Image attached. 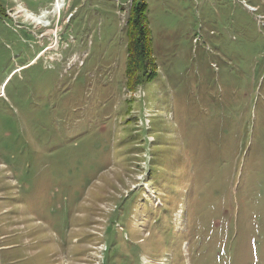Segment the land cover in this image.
<instances>
[{"label": "rangeland", "instance_id": "1", "mask_svg": "<svg viewBox=\"0 0 264 264\" xmlns=\"http://www.w3.org/2000/svg\"><path fill=\"white\" fill-rule=\"evenodd\" d=\"M51 1L0 0V264H264V0H143L130 74L133 0Z\"/></svg>", "mask_w": 264, "mask_h": 264}, {"label": "trees", "instance_id": "2", "mask_svg": "<svg viewBox=\"0 0 264 264\" xmlns=\"http://www.w3.org/2000/svg\"><path fill=\"white\" fill-rule=\"evenodd\" d=\"M134 6L131 7L129 12V16L125 25L127 26L126 35H127V65L126 72L130 74L134 63L131 61L130 55L132 53L137 52L136 49L139 48L141 50V35L143 39L148 40L150 32L145 30L147 26V16H146V4L143 0H133ZM132 4V5H133ZM139 38V39H138ZM147 46V45H146ZM125 72V74H126ZM128 74V75H129Z\"/></svg>", "mask_w": 264, "mask_h": 264}, {"label": "built area", "instance_id": "3", "mask_svg": "<svg viewBox=\"0 0 264 264\" xmlns=\"http://www.w3.org/2000/svg\"><path fill=\"white\" fill-rule=\"evenodd\" d=\"M57 1H61V5H60V7L59 8H57L56 7V3H57ZM50 8H51V10H48L49 8H47V7H42L40 10H39V12L38 13H34V14H40L43 10H46L47 11V13H46V15L48 14V13H50L49 11H51V12H53L54 14H55V16H56V23L58 24V21H59V19H60V13H61V10L64 8V6H65V0H52L50 3ZM72 16V13H70L69 14V17L68 18H70ZM44 26L46 25V26H49L50 24H51V22L49 21V22H45V23H42ZM55 42H57V41H55ZM57 45H58V42H57Z\"/></svg>", "mask_w": 264, "mask_h": 264}, {"label": "bare ground", "instance_id": "4", "mask_svg": "<svg viewBox=\"0 0 264 264\" xmlns=\"http://www.w3.org/2000/svg\"><path fill=\"white\" fill-rule=\"evenodd\" d=\"M56 5L60 7L61 1H57ZM46 10L43 11L39 16L34 17L32 14H27L29 18H32L34 21L38 23H45L44 18H45ZM50 49V48H49Z\"/></svg>", "mask_w": 264, "mask_h": 264}]
</instances>
